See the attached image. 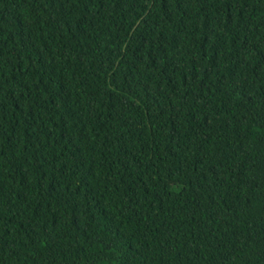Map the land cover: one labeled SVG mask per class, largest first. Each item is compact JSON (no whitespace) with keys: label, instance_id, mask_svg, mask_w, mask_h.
<instances>
[{"label":"trees","instance_id":"trees-1","mask_svg":"<svg viewBox=\"0 0 264 264\" xmlns=\"http://www.w3.org/2000/svg\"><path fill=\"white\" fill-rule=\"evenodd\" d=\"M0 264H264V0H0Z\"/></svg>","mask_w":264,"mask_h":264}]
</instances>
